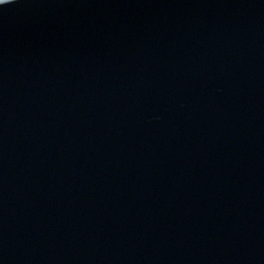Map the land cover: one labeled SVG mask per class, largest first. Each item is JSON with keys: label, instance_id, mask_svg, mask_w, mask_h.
I'll list each match as a JSON object with an SVG mask.
<instances>
[{"label": "water", "instance_id": "obj_1", "mask_svg": "<svg viewBox=\"0 0 264 264\" xmlns=\"http://www.w3.org/2000/svg\"><path fill=\"white\" fill-rule=\"evenodd\" d=\"M0 264H264V0L0 6Z\"/></svg>", "mask_w": 264, "mask_h": 264}, {"label": "snow or ice", "instance_id": "obj_2", "mask_svg": "<svg viewBox=\"0 0 264 264\" xmlns=\"http://www.w3.org/2000/svg\"><path fill=\"white\" fill-rule=\"evenodd\" d=\"M13 2V0H12ZM9 4V0H0V6Z\"/></svg>", "mask_w": 264, "mask_h": 264}, {"label": "clouds", "instance_id": "obj_3", "mask_svg": "<svg viewBox=\"0 0 264 264\" xmlns=\"http://www.w3.org/2000/svg\"><path fill=\"white\" fill-rule=\"evenodd\" d=\"M9 3H12V0H9Z\"/></svg>", "mask_w": 264, "mask_h": 264}]
</instances>
